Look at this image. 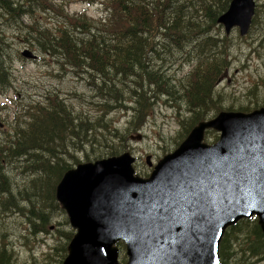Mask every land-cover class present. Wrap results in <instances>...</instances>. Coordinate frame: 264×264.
<instances>
[{"label": "rangeland", "instance_id": "374dc122", "mask_svg": "<svg viewBox=\"0 0 264 264\" xmlns=\"http://www.w3.org/2000/svg\"><path fill=\"white\" fill-rule=\"evenodd\" d=\"M47 1L70 15L87 13V17L95 21H101L106 14L97 3L88 6L84 0ZM255 3L252 25L245 36H241L239 28L227 35L224 26L218 23L182 46L160 35L158 54L150 53L148 70H159L166 79L161 87L147 83L146 79L142 82L146 95L154 97L148 102L150 105L145 107L144 101L139 103V97L130 92L136 87L133 78H129L124 81L127 88L124 108L114 107L108 111L103 108L99 92L89 86L94 78L99 87V75L86 74L84 69L66 65L65 59L40 52L36 53L39 58L35 60L23 57L26 49L33 48L35 30L55 32L60 21L58 14L36 12L34 17H26L23 21L16 16L7 21L8 16L0 10V47L5 55L1 59L3 68L0 65V73L4 75L0 82V258L5 253L10 264H64L69 245L78 231L72 226L56 192L63 175L73 167L76 169L88 162L96 164L127 153L137 160V167L135 162L132 164L139 176L149 177L158 161L177 150L200 121L209 122L221 113L251 112L255 106L264 107V0H255ZM205 39L210 41L203 46ZM215 59L225 64L223 69L209 74L215 78L211 87L212 100L196 116L190 111L192 76L199 66L212 71ZM202 71V75H206L207 71ZM112 75H115L114 70ZM55 98L64 102L63 114L69 119L67 129H75L77 133L82 120L88 121L86 125L95 128L89 136L90 141L96 143L80 145L83 135L78 141L76 134L72 137L59 133L65 137L66 145L53 141L50 147L54 152L32 148L25 156H13V150L21 151L22 131L28 129L39 114L37 106L52 107ZM205 110L209 113L207 117L203 113ZM190 125L194 127L186 137L184 134ZM219 133L213 128L206 129L203 143L219 142ZM117 143L123 152L107 155L112 144ZM86 154L90 159H86ZM53 161L65 169L49 168ZM54 205L59 212L54 211ZM41 213L45 215V223L40 219ZM64 219H68L67 225ZM244 219L247 218L243 217L242 222ZM68 228L74 231L70 238L62 232ZM250 235L251 228L236 235L228 259L225 257L229 264L252 263L247 257L249 253H241L244 246L239 247ZM117 247L121 250L120 261L124 263L126 249L123 245L117 244ZM260 253L264 255L262 249Z\"/></svg>", "mask_w": 264, "mask_h": 264}, {"label": "water", "instance_id": "95a60500", "mask_svg": "<svg viewBox=\"0 0 264 264\" xmlns=\"http://www.w3.org/2000/svg\"><path fill=\"white\" fill-rule=\"evenodd\" d=\"M255 8V0H232L228 10L218 18L217 23L224 26L227 35H229L234 28H239L241 36H245L248 34L252 25ZM23 57L28 59L37 58L36 55L28 50L23 53ZM208 128H213L221 132L219 142L210 147L202 143L204 132ZM257 133H259V135L262 134L261 137L264 138V108L250 114L236 112L221 113L214 120L200 122L177 150L166 155L159 162L151 177L148 179H141L140 177L134 176L135 170L133 169L132 163L135 162V159L127 153L119 157L98 161L96 164H80L76 169H71L66 172L57 186L56 195L62 207L67 211L72 226L77 229L78 233L69 245V255L64 261V264H120L118 261L119 249L115 247L120 241H123L126 245L127 257L129 259L127 264H183L185 261H187L186 264H221L220 246L224 232L229 226L236 225L243 217L252 218L254 215H257L260 218L259 224L264 233V160L257 164L250 156V153H253L254 145L252 139L259 136ZM226 137L227 141L225 140ZM238 139L251 141H239ZM259 143L264 147V141H259ZM229 145H231V147H229ZM241 147H243V149H241ZM257 165H259V168ZM245 167H247V169H245ZM239 169H241V171H239ZM261 175H263V178ZM207 178L209 179L208 184L206 183ZM249 181L254 182L250 184ZM197 183L198 185H196ZM233 185H235V187H233ZM177 187L179 189H177ZM239 187H241V192L239 191ZM98 190L102 192V195L100 196L101 199L98 201V205L95 206L93 200H95ZM203 191H207V194L204 193L205 195L200 198L199 196ZM205 197L208 198L209 201H206L207 199H205ZM187 201H189V203H187ZM195 202L198 205H196ZM165 203H167V205H165ZM181 203L186 206L181 205ZM199 203H201V205H199ZM245 203L248 206H246ZM167 206L169 209H167ZM211 206L213 208H211ZM163 207H165V209H163ZM188 207L191 209L190 211ZM173 213H175V215H173ZM197 213L201 214L197 215ZM164 214H166L168 218H165L162 222L164 216L161 217V215ZM214 216L215 218H213ZM139 217H141V219H139ZM191 217H193V219H191ZM167 219H169V221H167ZM139 221H141V223H139ZM175 223H177L178 226L175 225ZM148 225L150 226L148 227ZM117 227H119V229H117ZM153 227H155L156 231L151 229ZM101 231H103L105 235L101 233ZM199 231H201V233H199ZM139 233H141V235L138 236ZM177 233H179V235H177ZM177 237H179V239H177ZM181 239H183V243H181ZM167 245H169V247H167ZM181 247H183V249H181ZM143 248H145V250ZM151 249H153L152 252ZM197 249H199V251H197ZM185 255H187V257H185ZM171 257H173V260ZM191 257H193V261H191ZM165 259H167V261H164ZM97 260L101 261L98 262ZM179 261H181V263H179Z\"/></svg>", "mask_w": 264, "mask_h": 264}, {"label": "trees", "instance_id": "16d2710c", "mask_svg": "<svg viewBox=\"0 0 264 264\" xmlns=\"http://www.w3.org/2000/svg\"><path fill=\"white\" fill-rule=\"evenodd\" d=\"M231 1L84 0L87 5L97 3L99 8L105 11V17L101 21L89 19L87 13L82 12L75 16L70 15L61 7L50 4L47 0H0V10L8 16L7 21L9 18L14 19V16L23 21L26 17H34L36 12L58 14L60 21L55 32L41 28L33 32L31 52L34 54L40 52L55 57V59H65V64L72 68L84 69L86 74L99 75V87L94 78L89 86L94 91L99 92L104 101L103 108L108 111L114 107L124 108L127 97L124 81L129 78H133V84L136 87L130 92L139 97V103L144 101V106H149L154 97L146 95L142 82L146 79L147 83L161 87L166 79L161 71L148 70L150 53L158 54L159 36L162 35L174 45L182 46L191 38L204 34L215 26L218 18L228 10ZM46 4H49L51 8ZM209 41V39H205L203 46L208 45ZM4 56L3 49L0 47V65L2 68L3 61L1 59ZM37 58H39L38 55ZM224 64V61L219 62L215 59L212 71L208 67L199 66L192 76L189 101L190 111L196 116H199L201 110L210 104V99L212 100L211 87L215 78L209 74L223 69ZM204 69L207 71L206 75H202ZM112 70H114L115 75H112ZM5 75L9 78L6 68ZM3 79L4 75L0 73V82H3ZM9 82L11 81L9 80ZM118 85L123 88L120 89ZM63 106L64 102L57 98L53 100L52 107L38 105L39 114L34 118L30 127L21 133V151L13 150V156L15 154L25 156L28 154V150L32 148L54 152L50 147L53 141H60L64 146L66 145L65 137L60 134H70L72 137L73 134H76L75 138L78 141L83 135L80 145L96 143V141H90L89 136L92 135L91 132L95 128L87 126L88 121L82 120L78 125L77 133H75V129L70 127L69 130L67 129L69 119L63 114ZM258 107L255 106L254 109ZM203 113L205 117L209 115L206 110ZM102 119L104 118L102 117L100 120L102 121ZM192 127L194 125H190L186 129L185 136L190 133ZM116 132L117 130L113 136H116ZM119 146V143L112 144L107 155H120L123 149H119ZM86 159H90L89 154H86ZM48 167L65 169L55 161ZM51 194L50 191L49 200ZM55 210L58 211L54 205ZM39 216L43 221L42 223H45V215L41 213ZM245 228H251V235L247 237L245 243L239 244V247L244 246L245 248L241 253H249L247 257L250 259L249 262H252L251 264L264 262V255L262 256L260 253L261 249L264 251V233L259 221L252 219L240 222L227 231L221 247L222 264H229L227 256L232 247L231 243L235 240L236 235L242 234ZM67 231L62 230L63 234L70 238L74 231L71 229ZM252 259L256 260L252 261ZM10 262V259L5 258V253H2L0 264H10Z\"/></svg>", "mask_w": 264, "mask_h": 264}, {"label": "bare ground", "instance_id": "6f19581e", "mask_svg": "<svg viewBox=\"0 0 264 264\" xmlns=\"http://www.w3.org/2000/svg\"><path fill=\"white\" fill-rule=\"evenodd\" d=\"M171 72H172V71H171ZM128 152H129V151H128ZM169 154H170V153H169ZM114 157H115V156H114ZM116 157H117V156H116ZM134 158H135V157H134ZM98 160H100V159H98ZM159 161H160V160H159ZM92 162H93V161H92ZM94 162H95V160H94ZM88 163H89V162H88ZM84 164H85V163H84ZM135 164H136V167H137V160L135 161ZM154 165H155V164H154ZM154 165H153V166H154ZM136 167H135L134 169H135L136 173L139 175V172L137 171ZM73 168H74V167H73ZM73 168H72V169H73ZM151 169H153V167H152ZM147 176H148V175H147ZM147 176H145V177H147ZM99 177H100V176H99ZM145 177H144V178H145ZM88 178H89V177H88ZM95 188H96V187H95ZM97 188H98V187H97ZM99 188H100V187H99ZM100 190H101V189H100ZM94 193H95V192H94ZM70 194H71V193H70ZM101 195H102V192L98 190V192H97V194H96V197H95V200H93L95 206L98 205V201L101 199V198H100ZM55 197H56V196H55ZM88 197H89V196H88ZM86 199H87V198H86ZM87 201H88V199H87ZM87 201H86V202H87ZM105 201H106V200H105ZM105 201H104V202H105ZM89 202H90V201H89ZM92 206H93V205H92ZM94 212H95V211H94ZM97 212H98V211H97ZM95 213H96V212H95ZM67 218H68V217H67ZM67 221H68V219H67ZM69 224H70V223H69ZM69 226H70V225H69ZM68 229H71V228H68ZM68 229H67V230H68ZM71 230L73 231V229H71ZM67 254H68V253H67ZM63 262H64V261H63Z\"/></svg>", "mask_w": 264, "mask_h": 264}, {"label": "flooded vegetation", "instance_id": "af4514ba", "mask_svg": "<svg viewBox=\"0 0 264 264\" xmlns=\"http://www.w3.org/2000/svg\"><path fill=\"white\" fill-rule=\"evenodd\" d=\"M261 107H263V105L259 106V108H256V109H260ZM256 109H254V110H256ZM64 220L66 221V219H64ZM66 223H67V221H66Z\"/></svg>", "mask_w": 264, "mask_h": 264}]
</instances>
